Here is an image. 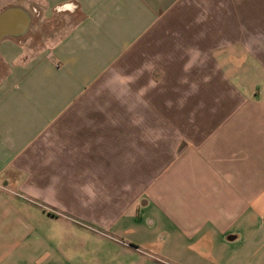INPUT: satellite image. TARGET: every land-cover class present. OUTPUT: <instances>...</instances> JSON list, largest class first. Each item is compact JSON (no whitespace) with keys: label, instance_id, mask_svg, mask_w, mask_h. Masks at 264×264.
I'll use <instances>...</instances> for the list:
<instances>
[{"label":"crops","instance_id":"crops-1","mask_svg":"<svg viewBox=\"0 0 264 264\" xmlns=\"http://www.w3.org/2000/svg\"><path fill=\"white\" fill-rule=\"evenodd\" d=\"M8 6L31 23L0 40V264H264V0ZM109 76L162 118L108 120ZM156 126L197 161L173 203L106 179L117 137L164 153Z\"/></svg>","mask_w":264,"mask_h":264},{"label":"rangeland","instance_id":"rangeland-1","mask_svg":"<svg viewBox=\"0 0 264 264\" xmlns=\"http://www.w3.org/2000/svg\"><path fill=\"white\" fill-rule=\"evenodd\" d=\"M104 82L106 83V87L102 90L103 95L92 96L91 102L106 105L107 111L105 113L108 120H121L122 118L130 119L132 117L136 118V116L137 119L143 120L153 119L157 121L162 118V114L159 112L141 110L140 105L141 103L145 105V102H141L139 97L134 95L132 90L125 85L124 82L115 80L111 76H109L107 80H104ZM117 92H119V94H117ZM116 109L118 111H116ZM120 130L123 131V129ZM163 134H165V138H167L164 143L166 147L164 153L162 150L160 152L154 150L153 158L149 160V163L146 157V144L143 145L142 143L141 146L139 145L144 155L142 152H138L137 155L136 152L132 150L133 159H131V156L126 158L125 155L127 151L132 148L129 147L128 141L117 137V142L120 146L119 155L116 154L117 158H114L115 154H113V151L108 150V152H106L107 183L121 185L122 183L131 182L134 179L139 189L137 194L140 201L146 197V189H148V186H152L150 193H152L156 199H160L159 201L162 200V202L165 200L161 195L163 194L161 189L164 187L170 192L166 200H170L172 203L183 199L184 197L182 195L190 197L195 194L194 191H188V189L193 187L195 183L194 173L191 172V169L196 167L197 161L193 156L178 163L176 157L186 146L187 150L192 149V145L179 143L177 129L172 127L167 131V129L163 130V128L156 126L155 136ZM134 140L136 139L134 138ZM159 148L161 149L162 145ZM168 149H170V152ZM190 151L192 152L193 149ZM160 190L162 193L159 192ZM144 214H148L146 216H150L155 220L162 217L154 206L145 210Z\"/></svg>","mask_w":264,"mask_h":264},{"label":"water","instance_id":"water-1","mask_svg":"<svg viewBox=\"0 0 264 264\" xmlns=\"http://www.w3.org/2000/svg\"><path fill=\"white\" fill-rule=\"evenodd\" d=\"M31 23L30 14L19 6H8L0 11V40L7 36L27 33Z\"/></svg>","mask_w":264,"mask_h":264}]
</instances>
